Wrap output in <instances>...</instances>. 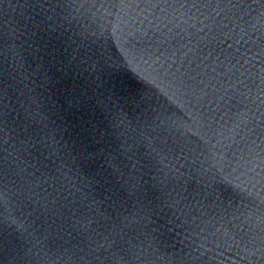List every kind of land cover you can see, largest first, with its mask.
I'll return each mask as SVG.
<instances>
[{
	"label": "water",
	"instance_id": "1",
	"mask_svg": "<svg viewBox=\"0 0 264 264\" xmlns=\"http://www.w3.org/2000/svg\"><path fill=\"white\" fill-rule=\"evenodd\" d=\"M0 264H264V0H0Z\"/></svg>",
	"mask_w": 264,
	"mask_h": 264
}]
</instances>
